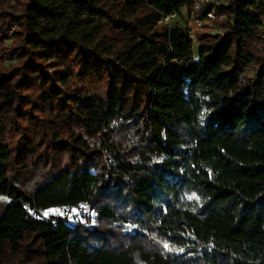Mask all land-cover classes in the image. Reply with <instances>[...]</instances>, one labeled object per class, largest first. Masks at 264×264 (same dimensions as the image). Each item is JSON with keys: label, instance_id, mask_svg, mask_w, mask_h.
<instances>
[{"label": "trees", "instance_id": "16d2710c", "mask_svg": "<svg viewBox=\"0 0 264 264\" xmlns=\"http://www.w3.org/2000/svg\"><path fill=\"white\" fill-rule=\"evenodd\" d=\"M192 1L0 0V252L25 247L14 264H264V0L221 6L224 34L197 32L196 58L180 26L156 29ZM89 61L101 97L69 81ZM81 203L92 230L43 216Z\"/></svg>", "mask_w": 264, "mask_h": 264}, {"label": "rangeland", "instance_id": "374dc122", "mask_svg": "<svg viewBox=\"0 0 264 264\" xmlns=\"http://www.w3.org/2000/svg\"><path fill=\"white\" fill-rule=\"evenodd\" d=\"M149 13H151L150 10H143L138 14V16L139 18H141V17L146 16ZM139 23L143 24V28L145 30H152L153 28V26L147 21L142 20ZM162 23L166 24L164 23V21L161 20L160 22H158L156 29L162 30V26H161ZM169 26L170 27L180 26L182 29H184L188 33L189 39L191 40V53L194 58H196L197 42L195 39V35L197 32L205 31V32H211L212 34H220L221 36H223L224 34L223 29H218L213 24H206L205 28L196 27L190 21L185 10H182L177 16L172 18L170 20ZM102 27L104 28V32L106 36L109 38V40L114 42L116 45H118L119 42H121L123 35L120 32L116 31L110 25H107L105 23H102ZM259 38L260 39L264 38V25H262L261 28L259 29ZM6 42H8V40H6ZM255 48L257 50L258 43L256 44ZM9 62L12 63L14 62V60L5 61L4 65H6ZM102 64L103 63L89 61L85 63L83 68L81 69L72 68L70 70L69 81L73 86H75L78 89V94L80 97L93 96V95L98 96V97L103 96L107 88V76L104 72V67ZM47 69H48V76L46 77L47 81L49 83L60 86L61 81L64 79L65 74H66L65 69L61 65H59L55 60L48 61ZM36 73L39 76V78L41 79L43 78V72L41 68L38 66H36ZM253 73H254V66L250 64L244 69L242 76L252 77ZM74 106H75V99L61 103L60 108L61 110L67 113H70L73 111ZM14 142H15V139L10 140V145L13 146ZM6 203H7V200L5 198H0V212L3 210L4 205ZM54 213H55L54 209H50V210L45 211L43 216L53 215ZM85 222L84 223L77 222L76 224H81L86 227V225H88L90 221L86 220ZM30 242L31 240L29 238H26L22 246H25L29 243V245H27V248H29L28 246H31L30 248H34L33 244ZM24 254H25V247H22L16 254H11L10 252H7L6 250L4 251L2 250L0 252V264L18 263L24 258Z\"/></svg>", "mask_w": 264, "mask_h": 264}, {"label": "built area", "instance_id": "2783aa9c", "mask_svg": "<svg viewBox=\"0 0 264 264\" xmlns=\"http://www.w3.org/2000/svg\"><path fill=\"white\" fill-rule=\"evenodd\" d=\"M228 1L229 0H193L190 8H184V10L186 11L190 21L196 27L200 28L203 24H210L213 21L222 20L224 16L219 9L221 6L227 4ZM177 15V13L165 15L161 20L169 26L170 20ZM24 208L27 209L26 206H24ZM54 211L55 213L53 215L64 224L74 225L77 222L84 223L88 220L90 222L86 225V227L89 230L94 228L95 215L91 210V207L87 204L81 203L76 206L57 207Z\"/></svg>", "mask_w": 264, "mask_h": 264}, {"label": "crops", "instance_id": "0c3cea01", "mask_svg": "<svg viewBox=\"0 0 264 264\" xmlns=\"http://www.w3.org/2000/svg\"><path fill=\"white\" fill-rule=\"evenodd\" d=\"M184 10V8L181 9V11Z\"/></svg>", "mask_w": 264, "mask_h": 264}, {"label": "snow or ice", "instance_id": "6c2138e0", "mask_svg": "<svg viewBox=\"0 0 264 264\" xmlns=\"http://www.w3.org/2000/svg\"><path fill=\"white\" fill-rule=\"evenodd\" d=\"M165 247H167V245H165Z\"/></svg>", "mask_w": 264, "mask_h": 264}]
</instances>
